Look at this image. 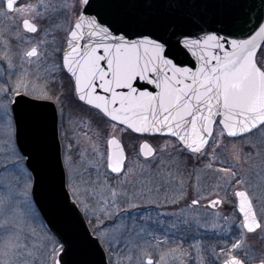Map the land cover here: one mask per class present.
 <instances>
[{
  "label": "snow or ice",
  "instance_id": "6c2138e0",
  "mask_svg": "<svg viewBox=\"0 0 264 264\" xmlns=\"http://www.w3.org/2000/svg\"><path fill=\"white\" fill-rule=\"evenodd\" d=\"M0 22V264H264V0H0Z\"/></svg>",
  "mask_w": 264,
  "mask_h": 264
},
{
  "label": "water",
  "instance_id": "95a60500",
  "mask_svg": "<svg viewBox=\"0 0 264 264\" xmlns=\"http://www.w3.org/2000/svg\"><path fill=\"white\" fill-rule=\"evenodd\" d=\"M45 209L48 211L49 216L56 223L57 227L63 231L68 236L72 237L77 245V250H79V232L80 225L77 220L59 211L55 208L49 200L43 199Z\"/></svg>",
  "mask_w": 264,
  "mask_h": 264
},
{
  "label": "rangeland",
  "instance_id": "374dc122",
  "mask_svg": "<svg viewBox=\"0 0 264 264\" xmlns=\"http://www.w3.org/2000/svg\"><path fill=\"white\" fill-rule=\"evenodd\" d=\"M2 23V22H0ZM229 143H235L237 145H240L241 141L240 140H235V141H229ZM228 157L231 158V153H228ZM243 167L245 168H249L251 167L250 164H244ZM253 171H255V169H253ZM255 196L259 197L261 194H264V188H260V187H255L254 188V193H253ZM233 231H235L233 229ZM206 238L208 239V242L209 243H212L214 242L215 240V234L212 233V232H208L206 234ZM191 243V240H188V241H184L183 242V246L181 248V251L187 253L188 252V244ZM181 244L180 241L178 240H174V242L170 245V247L172 248H176V247H179ZM250 244L253 245V248L251 249V251H253V253H256L259 249H264V241H261L259 240L257 237H252L250 238ZM167 250V249H165ZM177 255H179V253H177Z\"/></svg>",
  "mask_w": 264,
  "mask_h": 264
}]
</instances>
